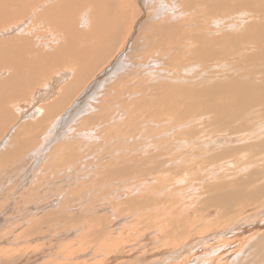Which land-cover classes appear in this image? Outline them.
Instances as JSON below:
<instances>
[{
    "label": "rangeland",
    "instance_id": "374dc122",
    "mask_svg": "<svg viewBox=\"0 0 264 264\" xmlns=\"http://www.w3.org/2000/svg\"><path fill=\"white\" fill-rule=\"evenodd\" d=\"M192 1L124 0L123 7L128 13L125 25L126 29L132 30V35L130 38L121 36L126 41L129 38L128 42L126 45L124 42V45L120 46L121 49L117 48L111 61L110 58L104 59L102 64H97L94 69L98 73L94 75L98 78L95 76L97 79L88 83L89 91L85 88L76 102H65V107L60 106L57 109L59 116L70 118H67L64 125L57 126L60 128L59 136L55 135V129L54 133L47 135L52 142L48 155L53 160L47 166L40 165L44 166L43 168H36L29 178L31 183L26 186L19 185L22 181L20 177L24 174L19 166L22 167L20 163L25 159L19 158V165L13 164L12 168L0 163V191L4 189L8 198L11 197L15 201L19 199V202L16 201L17 205L28 204L31 208H44L38 211L34 209L35 217L31 221L33 224H30L35 227L31 231L32 239L36 240L34 246L40 248L44 242L49 252L54 246H64L65 253L62 258L65 264H101L103 258L97 257V252L92 253L90 248L96 245L102 248L103 242L112 246L118 244L123 257L140 258L147 250H150L147 251L149 254L157 251L151 246L153 242L142 237L151 235L160 242L158 245L165 244V237L160 235L165 226L169 228L164 232L172 234L173 230L180 227L179 230H186L188 235H193L194 229L206 228L209 224L215 225L219 215L222 217L223 213L227 217L224 218L225 222L229 220V216L236 219L244 211L249 214L248 209L258 207L259 210L263 206L258 204L262 202L264 195L257 193L255 196V190L264 186V104L254 102L252 97L246 96L245 101L249 102L250 109L246 111L240 107L243 109V112L240 110L243 117L239 115L229 118L220 115L214 108L216 102H210L206 96L205 103L198 99V102L189 104L184 98H179L177 93H203L205 89L218 84L233 86L241 82L251 85L264 83V60L258 57L263 52V47L260 44L249 45L244 40L247 33L264 24V0H211L212 5L219 1L228 3L224 4L228 6L227 9L220 11H211L204 4V0L193 3ZM208 2L210 3V0ZM218 19L223 22L219 26L216 25ZM133 45L136 46L132 48ZM109 62L114 66V70L121 65L118 70L120 72L117 71L115 75L112 72L111 76L107 77L101 76L111 67ZM62 69L63 73L57 69H52V72L54 70L53 74H59L58 77L61 78L69 67ZM154 70H159L156 78L152 73ZM93 93V96H96L91 99L90 95ZM231 95L233 94H227ZM24 101H18L17 106L33 104ZM244 110L247 114H244ZM242 118H245L242 120L244 122L241 121ZM144 119L148 124L142 126ZM53 122L54 119L48 126L49 122L46 126H40V129L34 128L35 133L47 134L46 130L48 127L51 129ZM151 130L157 131H154L156 134L152 133L157 136L155 142L147 139L146 134L152 132ZM84 133L91 136V139L85 137ZM92 133L95 136H92ZM66 139L69 142H66ZM126 140L127 142H124ZM142 144L145 148L141 147ZM109 152L115 156H111ZM116 152H122L123 155ZM42 162L43 160L40 163ZM166 162L169 164L166 165ZM34 166L37 167L38 164L35 163ZM102 167H109L110 170L106 169L104 172ZM33 176L35 177L32 178ZM72 176L73 179L70 178ZM245 184L249 186L246 189ZM6 188L12 192L8 194ZM210 195L218 199H229L231 203L222 209ZM19 196L22 199L17 198ZM66 207L75 209L64 211ZM12 215L14 212H11L9 217ZM38 226L44 227L43 230ZM37 228L40 230L35 231ZM42 233L48 235H45L48 241L37 240ZM144 233L146 235H143ZM232 233L234 232L228 230L226 235ZM109 237H114L113 242ZM171 245L175 243L171 241ZM161 248L167 249L168 246ZM102 253L104 254V251ZM106 260L107 258H104L105 262H112ZM118 262L121 263V260H117L115 264H119Z\"/></svg>",
    "mask_w": 264,
    "mask_h": 264
},
{
    "label": "bare ground",
    "instance_id": "6f19581e",
    "mask_svg": "<svg viewBox=\"0 0 264 264\" xmlns=\"http://www.w3.org/2000/svg\"><path fill=\"white\" fill-rule=\"evenodd\" d=\"M193 1L196 2L198 0H193ZM193 1H192V3H193ZM238 1H236V2H238ZM123 2H124V0H0V163L2 166L9 165L6 167L11 166V168H12L13 164H15L17 166L19 165V163H20L19 162L20 160H18L19 158L25 159V160H22L20 163V165L22 164V167L19 166V168L22 169V172H24V174H22V177L19 176L20 178H22L21 179L22 181L19 184L20 186L29 185L31 183L29 181V178L31 177V173L36 168H38L40 165L42 166V165L46 164V166H47V164L53 160V158L50 155H48L49 154L48 150H49L50 144H52V142L49 141V137H47V135H50L55 129L54 132L57 133L55 135L59 136L60 128L57 126L59 124L61 126L64 125L65 121L67 122V118H70L69 116L66 117L65 115L59 116L57 113V111H58L57 109L60 106L62 108L65 107V105H63L65 102L66 103L67 102H76L78 96L83 94L84 89L87 88V85H89L92 81H94L98 78L96 75H94V74L98 73V72L96 73V70L94 69L97 66V64H102V60H104V59L110 58V61H111L112 60L111 58L113 57L115 51L118 50L117 48L120 47L121 45H124V42L126 45V43L128 42V39L130 38L129 36L132 35V30L126 29L127 26L125 25V23H126L125 17H127L128 13L126 12V8L123 7L124 6ZM222 2L219 1L216 4L212 5L211 0H210V3L208 2V0H204V4L208 8H210L211 11L212 10L220 11V10L228 7V6H225L228 3L225 4L226 2H223V4H222ZM235 6H236V4H235ZM208 8H207V10H209ZM232 8L234 10V7H232ZM254 8H256V7H254ZM262 8L264 10V5ZM241 13L242 12H240V14ZM259 13H260V11H259ZM262 13H264V12H262ZM184 14H185V12H184ZM238 16H239V14H238ZM190 19H191V17H190ZM221 19H218V22H216V25L219 26L223 23L221 21ZM260 25H261L260 28H255L252 31H250L249 33H247L246 34L247 36H246V38H244V40L247 43H249V45H257V44L262 45L263 52L258 57H260L262 60H264V24L262 23ZM198 26H200V25H198ZM37 27H39V29ZM232 28H236V27L232 26ZM131 29H132V26H131ZM48 32H49V34H48ZM122 35H123V37H124V35H125V37H129L127 39V41L124 40L123 37L121 38ZM206 37H208V35ZM200 39H202V37ZM133 44H134V42H133ZM204 44H206V42ZM134 46H136V45H133L132 48ZM211 47H212V45H211ZM120 49H121V47H120ZM260 52H261V50H260ZM123 59H121V60H123ZM120 61H119V64H120ZM112 62L114 63L115 61H112ZM246 62H248V61H246ZM250 62H252V61L250 60ZM109 64H110V62H109ZM130 65H133V64H130ZM66 66L69 67V70L66 69ZM119 66H121V65H119ZM119 66L115 68L116 71L113 69L114 68L113 65H111L109 70L107 69L108 67L106 66L107 68L106 67L105 68L107 69V72L106 73L104 72L101 76H103V75H105L106 77L111 76L112 72H113V75L117 74V71L120 68ZM62 68L66 69V73H64L63 75L61 74V73H63ZM127 68H129V67H127ZM52 69L62 70V72L60 73L62 75V77L59 78L58 77L59 74L58 75L53 74L54 70L52 72ZM123 69H124V67H123ZM118 72H120V71H118ZM162 72H164V71H162ZM152 73H153L154 78H156V76H157L156 74L159 73V70L158 71L154 70V71H152ZM87 90L89 91V87L87 88ZM79 92H80V94H78ZM76 94H77V96H76ZM227 94H233V95L227 96ZM93 95H94V93L92 95H90L91 99L96 96V95L95 96H93ZM101 95H102V93H101ZM177 95L179 96V98H184L183 100L185 102H189V104L190 103L192 104L193 102H198V99L200 102L205 103L204 97L206 96L209 98L210 102H212V101L216 102V103H214L215 104L214 108L217 112H219L220 115L222 114L225 117L235 118V117H237V116L239 117V115L241 116L243 114V113H240V110L242 111L243 109H245L247 111L248 109H250V108H248L249 102H246L247 100L245 101L246 96L252 97L254 99V102H257L259 104H262V103L264 104V83L262 85H260V84L259 85H254V84L251 85V83L247 84L244 82V84H243L241 82V83H238V84L233 85V86H225L223 84H218V85H214L210 88L205 89L203 93H200L199 91H197V92L180 91L177 93ZM20 100H25L24 102H32L33 104H29V105L25 104L27 107L26 106L20 107L19 104L17 106L16 103H18V101H20ZM37 106H39V108L36 109ZM198 107H199V105H198ZM240 107H242L243 109H240ZM259 107H261V106H259ZM108 110H109V108H108ZM245 110H244V114L246 113ZM255 111H257V109ZM209 113H210V111H209ZM69 114H71V113H68V115ZM102 117H104V116H102ZM242 117H243V115H242ZM52 119H54V122H53V125L51 124V129H50V127L47 128V130H46L48 132L47 134H46V132L43 135H42V133H38V134L35 133V130L38 128L40 129V126H46L45 124L47 122H49V123H47V126H48ZM244 119L245 118H242L241 121ZM145 120L146 119H144V121L141 122L142 126L148 124V123H146ZM154 120H156V119H154ZM25 121H27L29 124H27V122L25 123ZM179 121H180V119H179ZM242 122H244V121H242ZM106 123H107V121H106ZM123 124H125V123H123ZM92 125H93V123H92ZM55 127H57V128H55ZM34 128H36V129L34 130ZM74 128L76 129V127H74ZM100 128H101V126H100ZM43 129H44V127H43ZM97 131H95V132H97ZM154 131L146 134V136H148L147 139L152 140V142H155V139L157 137L156 135H154L157 133V131H155L156 133ZM152 133H154V134H152ZM78 134L80 135V132ZM84 135H85V137H88V138L91 137V136L90 137L87 136L85 133H84ZM81 136H83V134ZM92 136H95V135L92 133ZM143 137L144 136H142V138ZM51 139H52V137H51ZM94 139H96V138L94 137ZM108 139H109V137H108ZM158 139H159V136H158ZM68 140H70V139L68 138ZM68 140L66 139V142ZM120 140H121V138H120ZM124 142H127V140ZM124 142H122V143H124ZM256 143H258V142H256ZM148 144H150V143H148ZM135 145H137V144H135ZM214 145H216V144H214ZM217 145H219V144L217 143ZM132 146L134 147V145H132ZM138 146H137V148H138ZM260 146H262V145H260ZM141 147L145 148V147H143V144L141 145ZM95 148L97 149V147H95ZM117 148H118V146H116V150H118ZM22 150H25V152L24 151L22 152ZM107 150H109V149H107ZM134 150H137V149H134ZM26 153H28V154H26ZM120 153H122V152H120ZM110 155H111V153H110ZM122 155H123V153H122ZM111 156H115V155L112 153ZM22 157H24V158H22ZM109 157L110 156L108 155V158ZM97 159L98 158H96L95 160H97ZM42 160H43V162L40 163ZM93 160H94V158H93ZM98 161L99 160H97V162ZM35 163L38 164L37 167L34 166ZM78 163H80V162H78ZM97 164H99V163H97ZM146 164L147 163L145 162V166L147 167L148 164L147 165ZM165 164L168 165L169 162L168 163L166 162ZM41 166L39 168L44 167V166L43 167H41ZM48 167H50V165ZM13 168L15 170V167H13ZM20 169H19V171L21 172ZM68 169H70V168L68 167ZM102 169H104V172H105L106 169H109V167L108 168L102 167ZM147 171H148V168H147ZM6 172H7V170H6ZM141 172H143V170ZM6 174H5V176H7ZM73 174H75V173H73ZM146 174L148 176V173H146ZM13 175H14V172H13ZM15 175H14V177H15ZM96 175L98 176V174H96ZM74 176H76V175H74ZM74 176H72L70 178L73 179ZM10 177L11 176H9V178ZM34 177L35 176H33L32 178H34ZM103 177H105V176H103ZM59 181H61V180H59ZM101 181H102V179H101ZM245 185H247V184H245ZM20 186H18L19 189H21ZM56 187H58V186H56ZM248 187L249 186L247 185V187H244V189H246ZM8 190L9 189H7L6 191H8ZM10 192H12V191H8V194ZM5 193L6 192L4 191V189L0 191V264H65L64 258H62V255H64V253H65L64 252V246L61 247V246H59L60 245L59 244L58 246H54L53 250H51V252H49V250L47 249V246L43 242V241H48V237L45 236V235H47L46 233L40 234L41 235L40 238L37 237L38 238L37 240H40V239L42 240L43 244H41V245H43V246H41L40 248H37L34 246V242L36 240L32 239L33 237H31L32 236L31 231L35 227L33 228V226H30V224H33V222H31V221L35 217V214H34L35 213L34 209H36L35 206H34V208L33 207L31 208L30 206H27L28 204H18L17 205L16 201L19 199H17L15 201V199H12L11 197L8 198V196ZM228 193H229V191H228ZM257 193L260 195H264V186L259 187L255 190V196L258 195ZM15 194H17V193L15 192ZM10 195H12V197H13L14 194L11 193ZM110 195H112V194H110ZM20 196L17 198H20ZM210 196L213 197L212 195H210ZM20 199H22V198H20ZM213 199L217 200V203H218L217 206L219 205V207L222 209L226 208L229 205V203H231V200L225 199L223 197L220 199L213 197ZM28 200H30V199H28ZM61 201H63V199ZM17 202H19V201H17ZM40 202H42V201H40ZM187 202H190V201H187ZM51 203H52V201H51ZM53 203H55V201ZM61 203L63 205V202H61ZM54 205H56V204H54ZM62 205L60 207H62ZM259 205H263L259 210H257L258 207H253V208L247 210V212H249V214H245V211H244L241 213L242 215L239 218H237L238 216L236 217V219L229 216L228 217L229 220L228 221L225 220V222H224V218H227V217L222 212L223 216L221 217V215H219L220 217L218 219L216 218L217 221L215 222V225L211 226L209 224L206 228H202V229H198V230L194 229L193 235H188L186 230H181V229L179 230L180 227H179L178 223H177L178 224L177 227H179V228L173 230L172 234H171V232H164V231H167V229L169 228V227L165 226L163 231L160 232L161 233L160 235L162 237H165V239H166L165 244L158 245L160 242L156 241L155 238H152L151 235H148L146 237L145 236L142 237V238H145L149 242H153V243H151L152 244L151 246H153V249L157 250V251L155 253L153 252V254H149L148 252H150V250H147L148 252L145 251V253L140 258H137L134 256L133 257H131V256L123 257L122 252L119 250V247H118L119 245L116 243H115V245L112 246L108 243L103 242V244L101 245L102 248H100V246L98 247L96 245L90 249L92 250V253H93V251L97 252V255H98L97 257L103 258V260L101 261V264H112V263L115 264V262L117 260H121V263L118 262L119 264H264V199L262 200V202H260V204H258V206ZM49 206L51 207V205H48V207ZM240 206H242V204ZM39 207H41V208H39ZM62 208H61V210H62ZM41 209L44 210V208L42 206H38L36 211L41 210ZM48 209L49 208H47V210ZM74 209L75 208H72V210H74ZM72 210L69 209V207L68 208L66 207V209H64V211H72ZM227 210L230 211V208H228ZM11 212H14V215H12V217H9V214ZM211 212H213V211H211ZM44 213H46V212L44 211ZM74 213H75V211H74ZM64 214H66V213H64ZM41 215H45V214H41ZM92 215H95V214H92ZM53 216H55V215H53ZM43 217L44 216H42V218ZM57 218H58V216H57ZM144 221H147V220H144ZM104 222H106V220ZM178 222H179V220H178ZM103 224H105V223H103ZM100 225H101V223H100ZM109 226H112V225H109ZM113 227L115 228V226H113ZM39 228H37V230L35 229V231H38L44 227H42L40 229ZM182 229H185V228H182ZM115 230H117V229H115ZM225 230H227V231L230 230V232L233 231L234 233H232V235H228V234L226 235L227 231L225 232ZM109 231L110 230L108 229V232ZM57 233L59 234V232H57ZM71 234H73V233H69V235H71ZM140 234H141V232H140ZM143 235H146V234L144 233ZM34 238H36V237H34ZM57 238L59 239L60 236ZM113 238L114 237H112V239ZM112 239H111V237H109V240H112ZM170 239H171V241H173L175 243V245H173V246L171 245ZM146 240H145V242H146ZM161 240L163 241V239H161ZM82 241H84V240H82ZM112 242H113V240H112ZM149 242H146V243H149ZM38 245H39V243H38ZM105 245H110V247L105 246ZM145 246H144V248H145ZM166 246H168L167 249L161 248V247H166ZM146 247H148V246H146ZM103 251H104V254L102 253ZM104 258H107V260L109 259L112 262H105Z\"/></svg>",
    "mask_w": 264,
    "mask_h": 264
}]
</instances>
